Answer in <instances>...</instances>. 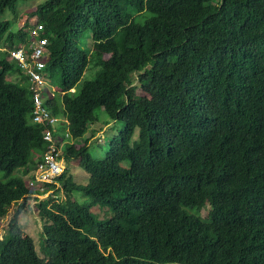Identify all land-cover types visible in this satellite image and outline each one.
I'll list each match as a JSON object with an SVG mask.
<instances>
[{
	"label": "trees",
	"instance_id": "16d2710c",
	"mask_svg": "<svg viewBox=\"0 0 264 264\" xmlns=\"http://www.w3.org/2000/svg\"><path fill=\"white\" fill-rule=\"evenodd\" d=\"M18 1L0 0V218L19 205L0 264H264V0H45L12 31L2 16ZM38 23L58 88L44 104L61 154L89 174L67 167L43 189L29 180L46 126L9 58ZM100 108L119 128L98 158ZM49 191L41 257L17 218Z\"/></svg>",
	"mask_w": 264,
	"mask_h": 264
},
{
	"label": "built area",
	"instance_id": "2783aa9c",
	"mask_svg": "<svg viewBox=\"0 0 264 264\" xmlns=\"http://www.w3.org/2000/svg\"><path fill=\"white\" fill-rule=\"evenodd\" d=\"M43 30L44 25L42 23L36 24L29 31V40L22 46L12 48L9 51V58L19 65L33 83L34 110L32 121L46 126L43 138L47 142V149L39 160L33 178L29 180L30 186L39 189L44 188L40 185L42 183H55L57 177L62 175L67 168V160L61 154L63 143H59L55 136L58 118L46 108L45 99L42 95L44 86L48 84L47 76L44 73L48 37L44 35Z\"/></svg>",
	"mask_w": 264,
	"mask_h": 264
},
{
	"label": "rangeland",
	"instance_id": "374dc122",
	"mask_svg": "<svg viewBox=\"0 0 264 264\" xmlns=\"http://www.w3.org/2000/svg\"><path fill=\"white\" fill-rule=\"evenodd\" d=\"M45 0H20L18 1V3L16 4L15 8L17 10V15L14 14V8H8L6 10V12L3 14L2 18L4 19H9L12 21V26H11V30L15 31L17 30L20 26H22L26 20L27 14L30 13L31 11H33L36 6L40 3H42ZM3 45V42L0 44V46ZM81 45L83 47L89 48L92 47L93 45V40H92V33L90 31H87L83 38H82V42ZM4 52L1 51L0 52V56H3ZM95 73L91 74V73H85L84 78L81 80L79 86L84 82L85 79L88 78H92L94 76ZM8 76H10L11 78H17L19 76L18 73H16L15 71L11 70L8 73ZM56 86L55 89L57 88V82H55ZM46 88H48V91L52 93H56L55 89H53L54 87L48 83V85L46 86ZM46 88H43V98L44 96H46L48 93L45 90ZM97 114L99 117V121L95 124H93L94 128H100L102 127V125L104 126L105 123L110 122L111 124L107 127L106 131L102 132L100 131L97 136L95 138L92 139V145H90V152L92 153V155L94 157H102L105 154L106 148H107V143H108V138L110 136L111 133H115L119 126L118 123L117 125H114V122L112 119H110V117L108 116V114L103 110V109H99L97 110ZM58 125V124H57ZM60 125V124H59ZM59 127V126H58ZM88 134V132L84 135V137H86ZM104 138L101 139V136ZM100 137V138H99ZM107 138V139H106ZM81 140V139H80ZM79 140V141H80ZM78 141V142H79ZM82 142H80L79 144H81ZM67 167L70 168V171L73 172L74 178L76 177L77 180H81V179H86L88 180L89 178V174L86 170H84L80 165H76L72 162H67ZM51 193L53 192H49V193H45L42 195H35V197L29 199L27 201V203H23L22 205V209H21V213L18 216V221H19V225L22 226L23 228V232L30 235L35 243L36 246V250L38 251V253H40L41 257H44V255L41 253V247L43 245V239H42V222L38 217V213H37V207H36V203H37V198L39 199H45L47 198ZM61 199H63L65 197L64 192H60L59 193ZM19 208V205L13 204L10 207L9 213L4 217V218H0V225H1V232H0V240L3 239V235L5 233V230L8 228V225L10 223V221L15 218V215L17 214V210ZM207 211L204 210L203 214H205Z\"/></svg>",
	"mask_w": 264,
	"mask_h": 264
}]
</instances>
